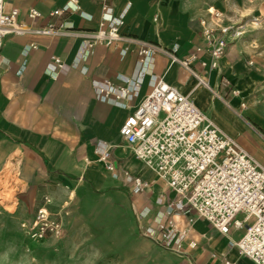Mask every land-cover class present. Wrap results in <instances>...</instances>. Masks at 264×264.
I'll return each instance as SVG.
<instances>
[{
    "label": "crops",
    "instance_id": "0c3cea01",
    "mask_svg": "<svg viewBox=\"0 0 264 264\" xmlns=\"http://www.w3.org/2000/svg\"><path fill=\"white\" fill-rule=\"evenodd\" d=\"M109 6L122 38L90 47L89 33L102 25L99 0H6V11L17 9L33 30H53L10 35L0 54V200L17 201L14 212L0 209V238L13 241V263L98 264L115 249L123 250L126 262L139 234L146 229L160 233L158 223L168 218L166 205L175 196L120 136L125 119L145 100L155 79L190 95L230 136L239 135L245 118L264 130L263 108L252 102L243 114L238 111L242 100H256L248 98L263 77L246 42L231 43L217 70L193 64L208 88L171 57L174 51L185 58L203 41L200 22L179 10V0H109ZM61 8L68 10L51 15ZM31 9L41 16L30 20ZM144 43L162 51L142 56ZM53 57L63 64L56 71L50 68ZM127 80L139 84L133 99L116 101L112 94L110 101L101 100L104 90L98 84L121 89ZM233 89L238 95H232ZM100 144L108 146L114 171L101 161ZM126 174L151 185L135 194ZM45 198L61 218L62 238L31 239L22 228ZM204 222H196L181 243L187 264H254L231 247L242 231L224 236Z\"/></svg>",
    "mask_w": 264,
    "mask_h": 264
},
{
    "label": "built area",
    "instance_id": "2783aa9c",
    "mask_svg": "<svg viewBox=\"0 0 264 264\" xmlns=\"http://www.w3.org/2000/svg\"><path fill=\"white\" fill-rule=\"evenodd\" d=\"M99 1L104 7L102 25L89 33L87 45L90 47L109 45L122 38L117 25L112 23L109 0ZM5 3L6 0H0V54L5 38L10 35L53 31L52 28L33 30L20 20L17 9L7 12ZM66 10L57 9L51 15L61 16ZM208 15L217 21L223 16L213 8L208 10ZM27 16L34 20L41 14L31 9ZM201 25L202 44L185 58H178L174 51H171V57L193 75L199 85L210 88L206 77L195 71L193 64L198 62L209 72L217 70L231 43L243 35L245 25L213 28L206 20H202ZM159 51L162 50L158 46L144 43L140 55ZM201 55L208 59L202 60ZM62 65L59 58L53 57L50 68L56 71ZM127 84L121 89L113 88L108 82L98 84L104 90L101 89L104 92L101 100L110 101L112 94L116 101L133 99L139 84L132 80H127ZM231 93L238 95L235 89ZM120 136L135 158L164 181L175 196L166 205L168 218L158 223L160 233L146 229L142 232L144 237L180 251L181 243L192 231L197 216L221 235L228 236L232 230L242 231L241 238L231 247L254 264H264V169L202 112L190 95L183 94L163 79H155L151 92L125 119ZM98 153L107 170L114 171L116 166L109 161L108 146L100 144ZM125 176L126 184L135 194L144 192L151 185L141 176ZM49 202L45 198L44 204L36 209L32 222L22 224L29 238L64 237L61 218L49 210Z\"/></svg>",
    "mask_w": 264,
    "mask_h": 264
},
{
    "label": "rangeland",
    "instance_id": "374dc122",
    "mask_svg": "<svg viewBox=\"0 0 264 264\" xmlns=\"http://www.w3.org/2000/svg\"><path fill=\"white\" fill-rule=\"evenodd\" d=\"M211 8L222 12L223 16L220 21L208 15V10ZM179 10L191 14L192 21H199L200 24L202 20H206L207 24L213 28L245 25L243 35L233 43L246 42L252 48L257 66L263 71V77L248 98L253 97L256 100H242L241 104H244V106L240 104L238 111L240 114H243L252 102L255 103H252L253 107H261L264 109V2H252L250 0H241L239 3L236 0H179ZM254 17L260 20L259 26L253 23ZM201 88L203 89V87ZM225 101L229 102L230 100ZM243 121L245 123L244 129H241L239 135L231 137L264 169V130L247 118ZM215 124L229 135L216 122ZM232 127H237L236 122L232 123ZM9 197L11 198L12 196L6 195V198ZM16 204V200L2 199L0 200V209L14 212ZM12 219L11 216L5 218L6 221ZM198 221L204 222L195 216L193 224L195 225ZM5 225L8 227V224ZM140 235L133 240L132 249L129 250L130 259L128 261L124 262L123 260V250L115 249L111 252V256L105 260H101L98 264H187L182 258L180 251L174 248H166L154 239ZM12 251L13 241H6L0 238V264H18L13 263Z\"/></svg>",
    "mask_w": 264,
    "mask_h": 264
},
{
    "label": "bare ground",
    "instance_id": "6f19581e",
    "mask_svg": "<svg viewBox=\"0 0 264 264\" xmlns=\"http://www.w3.org/2000/svg\"><path fill=\"white\" fill-rule=\"evenodd\" d=\"M253 22H254V23H257V22H258V20H256V19H255V20H253Z\"/></svg>",
    "mask_w": 264,
    "mask_h": 264
}]
</instances>
